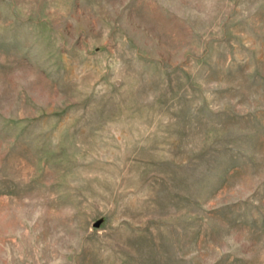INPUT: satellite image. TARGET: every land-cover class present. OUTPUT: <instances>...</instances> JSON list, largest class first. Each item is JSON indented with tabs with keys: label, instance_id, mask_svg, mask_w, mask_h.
I'll return each instance as SVG.
<instances>
[{
	"label": "rangeland",
	"instance_id": "374dc122",
	"mask_svg": "<svg viewBox=\"0 0 264 264\" xmlns=\"http://www.w3.org/2000/svg\"><path fill=\"white\" fill-rule=\"evenodd\" d=\"M0 264H264V0H0Z\"/></svg>",
	"mask_w": 264,
	"mask_h": 264
}]
</instances>
